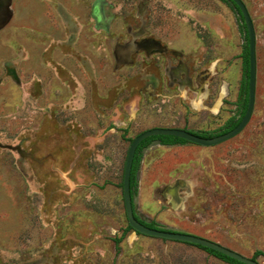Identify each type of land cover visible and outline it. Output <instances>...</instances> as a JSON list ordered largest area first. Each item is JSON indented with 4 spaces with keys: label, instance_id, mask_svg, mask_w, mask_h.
<instances>
[{
    "label": "rangeland",
    "instance_id": "1",
    "mask_svg": "<svg viewBox=\"0 0 264 264\" xmlns=\"http://www.w3.org/2000/svg\"><path fill=\"white\" fill-rule=\"evenodd\" d=\"M242 1L256 39L249 122L211 147L151 141L133 204L147 224L264 264V0ZM7 9L0 264H230L131 230L114 239L127 226L131 140L153 127L218 134L234 116L246 42L239 13L224 0H9Z\"/></svg>",
    "mask_w": 264,
    "mask_h": 264
},
{
    "label": "water",
    "instance_id": "2",
    "mask_svg": "<svg viewBox=\"0 0 264 264\" xmlns=\"http://www.w3.org/2000/svg\"><path fill=\"white\" fill-rule=\"evenodd\" d=\"M231 1L236 5V7L239 10V13H241L240 15L242 17V23L244 24V28H245V34L247 37V48H248L247 102L241 120L234 128L230 129L229 131L222 134H218L210 138L198 136L190 132L189 130L183 129L181 127L180 128L153 127L146 129L144 131L142 130L141 133L137 134L131 140L127 149L124 168H123V175H122V199H123L127 224L131 227V229L134 232L138 234L154 237V238H160L164 240L175 241V242L178 241L182 243H188L194 246L207 248L216 251L217 253L222 254L242 264H259L258 261L255 259L248 258L234 250L224 247L219 243L206 239L204 237H200L185 232L164 230L159 228H150L142 224L134 216V210H133L134 201L131 195V188H130V176H131L133 157L137 146L143 140L152 136H172L183 139L189 143L196 144L202 147H211L236 136L240 131L243 130V128L249 122L253 112V107L255 102V88H256L257 65H256L255 31L250 17V13L248 12L244 2L242 0H231ZM4 3L5 0H0V8L4 6ZM138 173L139 171H137L136 179L138 178Z\"/></svg>",
    "mask_w": 264,
    "mask_h": 264
},
{
    "label": "trees",
    "instance_id": "3",
    "mask_svg": "<svg viewBox=\"0 0 264 264\" xmlns=\"http://www.w3.org/2000/svg\"><path fill=\"white\" fill-rule=\"evenodd\" d=\"M226 2V4H228L230 7H232L234 10L237 11V13H239V10L238 8L236 7V5L231 1V0H224ZM241 13H239V16L242 20V17L240 15ZM243 27H244V24H243ZM245 45H244V51L243 52V77L241 79V83H240V88H239V94H238V98H237V108L235 110V114L234 116H232V118L228 121L227 123V126L225 127L224 130L221 131V133L218 132V134H222V133H225L227 131H229L230 129L234 128L238 122L241 120L243 114H244V111H245V108H246V102H247V82H248V48H247V37H246V34H245ZM186 129V128H184ZM187 130V129H186ZM190 132L198 135V136H201V137H206V138H210V137H213V136H216L218 134H212V133H208V132H197V131H193V130H189ZM153 140H159V143L162 144V145H177V144H186V143H189L183 139H180V138H176V137H172V136H152V137H149L145 140H143L136 148V151H135V154H134V157H133V162H132V167H131V176H130V188H131V195L133 197V193H134V186H136V179H135V174L138 170V167H139V164L140 161H141V156H142V149L145 148L151 141ZM133 210H134V204H133ZM134 216L135 218L140 221L142 224L150 227V228H156L154 227L152 224H147L145 223L144 221L140 220L137 215L135 214V211H134ZM131 230V227L127 224L126 228L123 230L121 236L119 238H115L114 239V242L115 244L117 245L121 239L125 236V234ZM188 244V243H186ZM192 245V244H190ZM196 247H199V246H196ZM203 250H205L206 252L212 254L213 256H216L217 258L225 261V262H228L230 264H242V263H239L231 258H228L222 254H219L217 253L216 251H213V250H210V249H207V248H202V247H199ZM253 259V258H252Z\"/></svg>",
    "mask_w": 264,
    "mask_h": 264
},
{
    "label": "crops",
    "instance_id": "4",
    "mask_svg": "<svg viewBox=\"0 0 264 264\" xmlns=\"http://www.w3.org/2000/svg\"><path fill=\"white\" fill-rule=\"evenodd\" d=\"M1 9V8H0ZM5 9H7V8H2L0 11H5ZM159 146H163V145H159ZM189 146H192V144L191 143H186V144H177V145H171V146H168V147H174L175 149H182V148H185V147H189ZM167 147V146H166ZM193 147V146H192ZM179 161H176V163H178ZM131 231H132V233H136V232H134L132 229H131ZM130 231H128V233H129Z\"/></svg>",
    "mask_w": 264,
    "mask_h": 264
},
{
    "label": "bare ground",
    "instance_id": "5",
    "mask_svg": "<svg viewBox=\"0 0 264 264\" xmlns=\"http://www.w3.org/2000/svg\"><path fill=\"white\" fill-rule=\"evenodd\" d=\"M7 2H8V0H5V3H4L5 8H8ZM4 6H3V7H4ZM3 7H2V8H3ZM5 10L7 11L8 9H5Z\"/></svg>",
    "mask_w": 264,
    "mask_h": 264
},
{
    "label": "flooded vegetation",
    "instance_id": "6",
    "mask_svg": "<svg viewBox=\"0 0 264 264\" xmlns=\"http://www.w3.org/2000/svg\"><path fill=\"white\" fill-rule=\"evenodd\" d=\"M184 129V128H183ZM187 130H189V129H187ZM159 145H162V144H160L159 143ZM163 146H171V145H163ZM138 171V170H137ZM136 174H137V172H136ZM136 174H135V179H136ZM137 180V179H136Z\"/></svg>",
    "mask_w": 264,
    "mask_h": 264
}]
</instances>
